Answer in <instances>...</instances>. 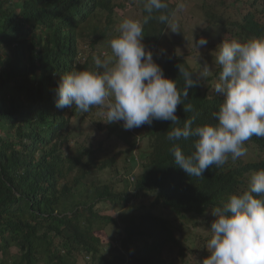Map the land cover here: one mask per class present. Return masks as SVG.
I'll list each match as a JSON object with an SVG mask.
<instances>
[{
  "label": "clouds",
  "instance_id": "clouds-1",
  "mask_svg": "<svg viewBox=\"0 0 264 264\" xmlns=\"http://www.w3.org/2000/svg\"><path fill=\"white\" fill-rule=\"evenodd\" d=\"M27 1L36 19L23 22L26 32L19 31V35L29 38L32 30L38 39L59 7L70 3L78 12L76 5L81 3ZM186 1L192 6L186 9L188 18L180 27L175 19L186 8ZM186 1L143 0L142 13L145 10L146 16L122 19L114 16L113 0V16L104 13L91 20L88 36L81 31L71 46L55 49L54 53L65 56L66 61L52 73L61 77L52 112L67 116L73 106L83 113L97 106L100 117L96 123L101 128L92 121L96 130L90 126L70 130V125L61 126L58 120H52L45 127L14 133L16 140L11 147L0 143V264H118L123 253L143 257L148 253L144 251L146 245L149 248L154 241V237L144 235L155 222L154 215L170 226L176 222L182 225L173 230L172 246H166L162 254L169 264H264V169H256V165L264 167V0ZM169 6L172 12L167 11ZM154 12L160 13L155 19L167 25L164 31L179 33L186 29L183 44L189 45V26L196 34L193 46L198 56L191 65L198 70L195 72L189 60L193 72L177 65L184 79L182 88L164 75L158 59L184 56L170 55L160 47L159 40L147 43L149 46L142 42L144 25L153 19ZM220 14L226 26L214 16ZM250 17L258 24H252ZM223 27L230 28L234 35L223 39ZM246 27L251 32L253 27L260 28L252 32L258 36L248 35ZM213 30L222 34L220 42L214 36L212 40L206 37V31ZM107 37H112L108 49L98 48ZM206 48H212V52ZM60 72L66 74L61 76ZM198 84L202 103L195 105L188 99V90ZM154 120L176 125L167 134V139L175 143L171 156L162 151L157 160L170 164L172 183L191 176L184 186V197L190 195L194 177H202L205 170L226 173L249 168L245 184L221 189L218 197L212 194L200 213L189 206V212L185 210L188 220L179 218L168 206L156 205L164 187L156 179L154 162L146 164L143 156L155 148L159 134L168 128L154 124ZM139 127V131L134 129ZM61 132H74L69 148L76 155L86 148L96 151L100 160L89 163L92 168L115 159L107 166L113 175L109 169L101 172L109 173L111 189L121 194L114 202L100 199L96 206L90 205L102 217L99 228L92 227V246L64 228L65 221L56 222L57 217L70 216L71 212L62 209L64 201L60 200V207L54 205L46 191L47 177L36 176V172L42 173L41 167L65 163L41 151L42 146L54 145ZM119 142L132 148L119 156L124 150ZM127 152L134 154L136 163ZM81 158L82 162H76L68 173L84 171L87 160ZM47 199L51 208L45 209L43 202ZM20 209H26L32 223L39 220V234L30 235L25 229L4 224ZM161 209L168 211L162 215Z\"/></svg>",
  "mask_w": 264,
  "mask_h": 264
},
{
  "label": "trees",
  "instance_id": "trees-1",
  "mask_svg": "<svg viewBox=\"0 0 264 264\" xmlns=\"http://www.w3.org/2000/svg\"><path fill=\"white\" fill-rule=\"evenodd\" d=\"M72 7L70 3L59 7L49 19L44 34L39 33V39L32 30L28 35L30 37L27 38L20 36L19 31H25L23 22H32L36 19L30 3L27 0L25 3L24 0H0V143L4 146H12L16 140L14 133L22 134L26 133L24 129L29 131V129L35 130L39 127H45L52 120H58L61 126L70 125V130L75 126L83 130L86 127H92L91 122L96 123V118L100 117L97 113L100 108L97 106H93L87 113L80 112L73 106L68 110L67 116L62 113H54L51 110V103L56 99L55 88L61 78L53 76L52 73L66 61L65 56L59 57L54 53L55 49L58 46L62 49L71 46L72 39L81 31L84 33V37L88 36L90 30L87 26L91 20L100 18L104 13L112 15L114 4L113 0H81V3L76 5L78 12H75ZM167 11L172 12L173 9L169 6ZM159 14L154 12L153 19L144 25L142 42L145 46H149L147 43L152 44L158 41L162 32L167 28V25L161 24L155 19ZM146 15L147 13L143 10L142 18ZM214 16L216 20L219 19L224 22L222 14ZM249 20L254 25L258 24L251 17ZM77 24L79 26L75 30ZM223 25L226 26L227 23L224 22ZM259 30L258 27L252 28V32L255 33ZM220 32L225 34L223 39L234 35L230 28L229 30H225L224 27L220 28ZM252 32L246 27L248 35L258 36ZM93 35H97L94 30ZM205 35L208 39H213L209 31H206ZM220 37L222 36L220 35ZM237 37L238 35L234 39ZM158 62L164 69V75L169 79L176 80L178 88H182L184 79L179 74L177 65L192 71L185 57L169 58L165 56V58L160 57ZM80 68L81 66L77 69ZM66 70H70V68ZM60 73L61 76L66 74L65 72ZM193 78L195 79V76ZM198 88L200 89L199 84L188 90V99L195 105L202 103V98L199 97L197 91ZM153 123L168 128L165 133L159 134L155 148L151 145L152 151L143 156L147 160L146 164L154 162L153 171L158 172L156 179L161 181V185L164 187L161 194L162 199L158 198L156 205L168 206L175 211L179 218L188 220L185 210L189 212V206L200 213L204 209V204L209 198H212V194L218 197L217 192L221 189L227 187L233 189L238 185L245 184L249 168L232 169L226 173L216 171V169L210 173L205 170L202 177L193 176L192 191L190 195L187 194L184 197V186L191 176L186 177V180L179 176V180L172 183L169 175L174 171L170 164L168 162L163 164L162 160H157L162 151L168 152V155L171 156V148L175 143L167 139V134L176 125H172L171 121L154 120ZM96 125L100 126L99 123ZM134 129L136 131L141 130L140 127ZM73 136L74 132L71 134L61 132L57 135L54 145L45 148L42 146V150L40 149L42 152H46L56 160L65 163L57 167L53 165L46 168L41 167L42 173H38V171L36 176L37 178L47 177L46 191L49 198L52 195L54 205L60 207V202L64 201L62 209L71 212L70 216L57 217L56 222L65 221L64 228H68L73 235L79 236L83 242L92 246V227L98 229L102 217L96 210H92L90 205L96 206L100 199L114 202L118 198L117 195L121 193H115L108 180L101 179V171L108 170L107 166L112 165L115 159H110V162L104 163L98 168H92L93 165L89 163H96L100 160L97 159L96 151L86 148L76 155V151L69 148ZM183 141L181 142L182 146ZM130 145L133 144L130 143ZM99 148H102V143H99ZM131 148V146H127L126 149L119 151L118 155L120 156ZM83 156L87 160L84 171L68 173L76 165V162H82L81 159L83 158L81 157ZM114 157L117 158V155ZM260 167L264 169L263 166L256 165V169ZM184 174L187 176L185 172ZM43 207L45 209L51 208L50 199L43 202ZM154 220L155 222L144 234L154 237L149 248H146L147 244L144 249L148 253L143 257H135L136 254L132 252L123 253L118 264H169L163 259L162 254L167 251L166 246H172L173 230L182 227V225L176 222L170 226L169 222L155 215ZM39 223V220H36V224L31 222L26 209L16 210L15 217L4 222L7 226L25 229L30 235L40 233L37 231L40 228ZM125 260H128V263H125Z\"/></svg>",
  "mask_w": 264,
  "mask_h": 264
},
{
  "label": "rangeland",
  "instance_id": "rangeland-1",
  "mask_svg": "<svg viewBox=\"0 0 264 264\" xmlns=\"http://www.w3.org/2000/svg\"><path fill=\"white\" fill-rule=\"evenodd\" d=\"M170 2H175L177 0H168ZM180 1V0H178ZM186 1V0H184ZM115 2V10H114V16L115 18H132V19H141L142 18V8H143V0H114ZM179 3V2H178ZM192 5L189 1H186V8L183 11H179L177 13V19H175L176 22L179 23L180 27L182 26L183 23H185V21L187 20V15H186V9L190 8ZM212 9H214V6H211ZM198 9H201L197 6ZM215 12H217V9H214ZM205 13H209L212 14V11H204ZM198 14V13H196ZM264 20V17H263ZM216 25H219L218 22L215 23ZM209 26H212V24H208ZM188 32H189V45H185L183 44L184 40L182 39V37L185 35L186 33V29L182 30L180 29L179 33H172L171 31L167 30L164 31L163 34V38L160 37L159 42H160V47L164 50L169 51V54L172 55H183L185 57V59L188 61L189 60V64L190 66L195 70V72L198 70V68L193 67L191 65V63H196L197 62V56H198V52L195 49V47L193 46V39H195V35L193 29L189 26L187 28ZM214 30L212 31V36H214L217 39V42H220L221 39H218L220 37V35L222 36V34H220L219 32L213 33ZM197 33V32H196ZM109 36V33L108 35ZM224 37V35H223ZM221 38V37H220ZM112 39V37H107V39L103 40L99 45L98 48L103 49V50H107L108 46H110V40ZM87 44H82L83 47H85ZM209 53L212 52V48H206ZM200 51V49H199ZM199 60H202L199 59ZM198 60V61H199ZM209 67H212V63L211 62H207ZM92 121V120H91ZM92 124V122H91ZM92 129L96 130V127L94 124H92ZM99 136V135H98ZM100 137V136H99ZM119 146L122 149H125L127 147V144L125 142H119ZM136 151V150H135ZM128 157H130L131 155L134 156L133 153L131 152H127ZM124 157V155L122 156ZM134 158L136 159L135 163L137 162V158L134 156ZM138 164V163H137ZM136 164V165H137ZM135 165V166H136ZM110 177L109 173H102L101 174V179L102 180H108ZM168 210L165 209H161L160 212L162 213V215H165L167 213Z\"/></svg>",
  "mask_w": 264,
  "mask_h": 264
},
{
  "label": "bare ground",
  "instance_id": "bare-ground-1",
  "mask_svg": "<svg viewBox=\"0 0 264 264\" xmlns=\"http://www.w3.org/2000/svg\"><path fill=\"white\" fill-rule=\"evenodd\" d=\"M78 6V5H77Z\"/></svg>",
  "mask_w": 264,
  "mask_h": 264
}]
</instances>
